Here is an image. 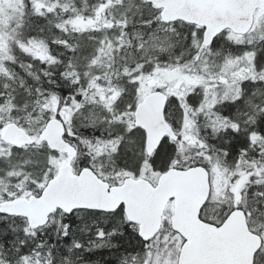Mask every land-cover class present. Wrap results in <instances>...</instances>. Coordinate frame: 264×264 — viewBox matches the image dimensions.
I'll use <instances>...</instances> for the list:
<instances>
[{
  "label": "snow or ice",
  "instance_id": "6c2138e0",
  "mask_svg": "<svg viewBox=\"0 0 264 264\" xmlns=\"http://www.w3.org/2000/svg\"><path fill=\"white\" fill-rule=\"evenodd\" d=\"M0 264H264V0H0Z\"/></svg>",
  "mask_w": 264,
  "mask_h": 264
}]
</instances>
